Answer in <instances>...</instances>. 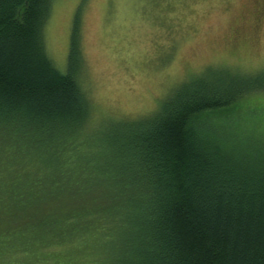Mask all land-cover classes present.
<instances>
[{"label":"trees","instance_id":"obj_1","mask_svg":"<svg viewBox=\"0 0 264 264\" xmlns=\"http://www.w3.org/2000/svg\"><path fill=\"white\" fill-rule=\"evenodd\" d=\"M82 3L63 73L53 0H0V264H264V148L242 150L260 137L210 121L264 92V70H204L90 133ZM110 121L132 127L113 148Z\"/></svg>","mask_w":264,"mask_h":264},{"label":"rangeland","instance_id":"obj_2","mask_svg":"<svg viewBox=\"0 0 264 264\" xmlns=\"http://www.w3.org/2000/svg\"><path fill=\"white\" fill-rule=\"evenodd\" d=\"M81 1L53 0L45 24L48 55L63 73ZM79 43L84 59L77 78L91 104L93 133L108 119L152 112L173 87L204 70H264V0H83ZM215 117L210 121L232 125L235 133L260 137L244 143V152L263 150L264 92ZM131 128L110 121L97 137L113 148Z\"/></svg>","mask_w":264,"mask_h":264}]
</instances>
